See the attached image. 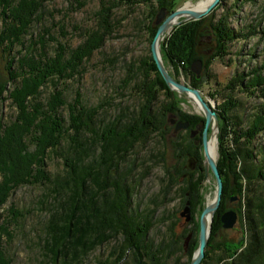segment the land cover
Segmentation results:
<instances>
[{"label":"trees","instance_id":"1","mask_svg":"<svg viewBox=\"0 0 264 264\" xmlns=\"http://www.w3.org/2000/svg\"><path fill=\"white\" fill-rule=\"evenodd\" d=\"M52 1L0 0V103L9 100L16 111V116L9 123L2 124L0 120V210L17 188L48 183L51 185L50 195L55 201L45 227V251L51 255L54 264L58 260L80 264L83 256L96 246L118 236L123 240L118 251L116 248L112 250L110 257L113 259L99 264H168L170 255L182 252L181 245H178L181 238L178 242L172 240L157 246L148 242L147 227L137 221L139 216H134L129 208L130 187L126 175L132 168H126L125 174L120 165L136 145L145 144L153 135L165 138L168 115L179 113L176 95L165 85L151 55L140 60L137 66L131 65L132 69L122 83L127 87L134 80L132 90L138 99L136 108H121L106 122L99 119L100 107L84 106L79 92H76L72 104H68L59 85L78 74L83 63L111 36L115 27L111 12L118 5H144L149 8L151 23L144 29L150 36V42L157 30L153 24L157 12L163 9L170 14L180 5L177 0H113L111 5L101 1L95 27L86 32L83 41L75 48L67 49L56 41L54 52L47 53L46 31L32 43L29 51H14L16 47L26 49L25 37L34 23L42 18L44 5ZM223 1L217 8L222 6ZM247 1L255 3L257 0ZM228 12L222 13L217 22H214L215 16L209 15L182 24L165 38L161 54L165 64L172 67L170 74L173 78L177 80V75L181 73L190 77L192 88L200 90L201 80L191 73V64L201 60L207 67L212 60L228 55L230 42L256 34L255 30L236 34L226 22ZM260 35L264 40V30L260 31ZM204 36H211L215 41L209 56L203 54ZM33 45L39 46L38 53L32 49ZM47 87L51 91L41 99L42 90ZM225 89L229 94L235 89H243L250 94H255L257 89L261 92L262 103L248 128L242 132L235 130L230 121L229 113L236 108L232 98L225 100L217 112L220 120L217 168L223 183L221 203L230 199L232 194H240L244 185L248 195L247 209L251 215L249 226L253 234L250 244L236 260L222 264H257L264 251V226L260 222L264 214V199H258L261 206L258 204L256 212L249 194L250 185L259 178L264 179V165L262 168L254 165L250 145L255 136L264 131V61L247 73H236ZM160 94H163V100L157 106ZM63 108L68 110L67 120L60 114ZM228 135L232 136L234 144L231 150L224 148L223 141ZM60 148L66 170L61 177L52 179L45 170L46 160L50 152L56 154ZM187 150H183L186 151L183 155L180 150V155L189 153ZM199 181L186 183L185 193L190 192L188 201L191 208L195 207L199 195L198 190L191 194L190 189L198 186ZM221 203L217 214L222 209ZM6 213L7 219L0 214V264H10L2 242L3 238H11L8 222L23 216L13 206ZM257 221L260 223L257 224ZM242 245L239 242L233 250ZM229 252L234 255V251Z\"/></svg>","mask_w":264,"mask_h":264},{"label":"rangeland","instance_id":"2","mask_svg":"<svg viewBox=\"0 0 264 264\" xmlns=\"http://www.w3.org/2000/svg\"><path fill=\"white\" fill-rule=\"evenodd\" d=\"M78 1V4L71 0H54L46 3L42 10V18L34 23L24 39L26 49L16 47L14 51L22 50V53L29 51L32 43L36 42L39 36L45 35L46 31H48V35L45 36V39L48 41L47 53L49 54L54 52L56 41L65 45L67 49L79 45L86 32H90L95 27L96 13L100 8L101 1L106 5H111L113 0ZM200 1L202 0H177L180 7L184 6L188 9ZM217 7L209 14L215 16L214 22H217L221 14L228 10L229 16L226 22L236 34H246L251 30H255L256 34L246 39L230 42L228 55L223 59L212 60L207 67L200 60L202 66L199 77L191 73L197 79L200 78V90H197L203 99L213 107L216 114L219 111V106L225 100L232 98L236 108L229 113L230 121L235 130L242 132L248 128L262 103L261 92L258 91L260 89L255 90V94L244 92L243 89H235L232 94H229L225 86L236 73H247L259 67L264 61V40L260 35V31L264 30V0H257L255 3L247 0H224L222 6ZM149 12V8L144 5L122 4L112 9V24L115 27L111 36L88 61L83 63L78 74L74 75L72 79L62 81L59 85V89H63L68 104H72L76 92H79L86 108L100 107L99 119H103L105 122L116 116L121 108H136L138 99L132 90L134 80L127 87H124L122 83L132 69L131 65L137 66L140 60L151 55L150 36L144 29V26L151 23ZM168 15L165 11V17ZM155 20L153 24L157 26ZM203 42L205 43L203 54L209 56L215 41L211 36H204ZM32 49L38 53L39 46L33 45ZM163 63L171 73L172 67L167 66L164 61ZM176 81L192 88L190 77L181 73L177 75ZM50 91L49 87L44 88L41 99H44ZM172 93L178 100L179 113L168 115V131L165 138L161 139L159 135H153L145 144L136 145L120 165V169L126 174V168H132L130 174L126 175L127 184L130 187L129 208L134 216H139L140 220L137 221L140 224L143 222L147 227L148 242L157 246L161 243L168 244L172 240L178 242V238H181L178 245H181L182 252L170 255L167 263L189 264L198 247L199 216L202 210L213 202L216 182L210 171L208 178L204 174V156L201 147L203 113L199 112L191 101L176 92ZM162 100L163 94H160L156 105L158 106ZM60 114L65 120L68 119L67 108H63ZM15 116L16 111L9 100L0 103L2 124L9 123ZM194 118H200V120L196 121ZM171 120L182 123L188 120L192 123L186 122L190 127L175 131V124H172ZM218 121V129L215 130L211 126L208 132V138H210L213 130L216 131V165L220 156L219 117ZM191 134L193 137L190 136ZM231 141L232 136L228 135L223 141L224 148L231 150V147H234ZM250 148L253 151L254 165L262 168L264 165V131H260L255 136ZM180 150H187L189 153L181 156ZM62 151L60 148L56 154L50 152L46 160L45 170L52 179L56 176L61 177L66 170L64 158L61 156ZM184 152L186 151L181 154H185ZM238 169L239 165L236 172ZM198 179L200 180L197 182L198 186L190 191L192 194L198 190L199 200L195 207L191 208L188 201L190 192L185 193L187 191L186 183L192 184ZM50 189L51 185L48 183L21 186L14 190L0 210V214L5 219L8 217L6 211L11 206L23 214L17 220L8 222L11 238H3L2 241L10 264H54L51 255L45 251V227L52 215L51 207L55 201L53 195H50ZM244 189L243 185L240 194H232L230 199H224L222 203L220 201L222 209L220 214H217L216 211L213 216L204 258L200 264H222L224 261L236 260L241 251L250 244L253 235L249 226L251 215L247 209L248 195ZM249 197L254 202L253 210L258 212V199H264V179L259 178L250 185ZM190 200L193 201V199ZM185 207L189 208V221L181 216ZM229 211L237 214L236 224L232 229H224L220 219L225 212ZM262 212L264 213V211ZM261 217L260 222L263 224L261 226H264V214ZM257 222V224L260 223ZM189 235L191 238L185 245ZM122 240V237L118 236L96 246L94 250L83 256L80 264H99L112 260L110 254L114 248L118 251ZM239 242H242V247L236 251L233 250L234 245ZM227 251H234V255H230V252L227 253ZM228 254L231 257H227ZM260 257L258 263L264 264V251ZM56 264L67 263L58 260Z\"/></svg>","mask_w":264,"mask_h":264},{"label":"water","instance_id":"3","mask_svg":"<svg viewBox=\"0 0 264 264\" xmlns=\"http://www.w3.org/2000/svg\"><path fill=\"white\" fill-rule=\"evenodd\" d=\"M221 0H211L208 6L201 11H196L193 9L184 8L181 6L175 11L170 13L165 17V11L161 9L156 17L155 24L157 25V30L150 44V53L152 60L156 66V69L164 81L165 85L172 92L183 96L191 102L199 105L201 112L203 113L204 121L201 128V147L204 156V174L208 178L209 171L213 175L216 182V192L213 202L207 205L201 212L199 216V234H198V247L194 253L189 264H200L204 258V251L207 246L208 238L210 235V227L213 216L215 215L221 201V195L223 191V183L216 165V160L212 159L208 153V132L212 126L215 130L218 129L219 121L217 114L213 107L203 99L200 92L197 89L190 88L178 81H176L168 72L167 68L164 66L162 56H161V45L164 42V39L171 33V31L180 26L181 24L198 21L207 17L210 12L217 7ZM202 63L200 60L194 61L190 70L196 77H199L201 74ZM172 124H175V131L187 129L189 123L175 122V120L170 121ZM193 137V134L190 135ZM217 137V136H216ZM234 200V199H233ZM182 217H185L186 221L190 220L189 217V208L185 207L181 213ZM209 216V224L205 222V217ZM237 214L233 211L225 212L221 216V223L224 229H232L236 224ZM191 235L187 236L185 245H187L190 240Z\"/></svg>","mask_w":264,"mask_h":264},{"label":"bare ground","instance_id":"4","mask_svg":"<svg viewBox=\"0 0 264 264\" xmlns=\"http://www.w3.org/2000/svg\"><path fill=\"white\" fill-rule=\"evenodd\" d=\"M211 2V0H202V1H200L197 5H195V6H192V8L191 9H193V10H196V11H201V10H204L207 6H208V4ZM188 9V8H187ZM194 105H195V107L197 108V110L199 111V112H201V108H200V106L199 105H197V104H195V102H192ZM215 130H213V133L211 134V136H210V138H208V153H209V156L212 158V159H215L216 160V158H217V156H216V135H215ZM238 163V162H237ZM209 205V204H208ZM210 219H209V216H206L205 217V222L207 223V224H209V221Z\"/></svg>","mask_w":264,"mask_h":264},{"label":"flooded vegetation","instance_id":"5","mask_svg":"<svg viewBox=\"0 0 264 264\" xmlns=\"http://www.w3.org/2000/svg\"><path fill=\"white\" fill-rule=\"evenodd\" d=\"M190 127V126H189Z\"/></svg>","mask_w":264,"mask_h":264}]
</instances>
